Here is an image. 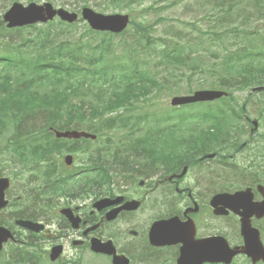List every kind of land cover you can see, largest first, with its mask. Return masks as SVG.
<instances>
[{
    "label": "flooded vegetation",
    "instance_id": "1",
    "mask_svg": "<svg viewBox=\"0 0 264 264\" xmlns=\"http://www.w3.org/2000/svg\"><path fill=\"white\" fill-rule=\"evenodd\" d=\"M66 122L67 118H48L36 132L0 141V261L11 256L18 264H112V257L92 250L93 243L111 240L128 264H177L181 243L154 247L148 244L147 230L122 232L127 226L124 219L136 215L142 226L177 217L182 223L193 222L196 240L221 236L230 248L244 246L238 214L220 207L225 214L216 215L219 207L212 200L218 194L249 189L252 200L261 201L264 173L258 168L232 187L219 175L216 158L191 155L175 168L169 165L168 176L154 183L151 157L145 166L129 167L119 157L107 161L103 141H54L50 126L57 129ZM74 143L82 148L72 149ZM137 170L144 172L139 181ZM134 200L137 209L134 204L132 209ZM63 210H70L76 221L69 222ZM250 221L264 247V217L252 216ZM123 237L140 245L132 253L119 250ZM231 264L264 262L253 263L237 253Z\"/></svg>",
    "mask_w": 264,
    "mask_h": 264
},
{
    "label": "trees",
    "instance_id": "2",
    "mask_svg": "<svg viewBox=\"0 0 264 264\" xmlns=\"http://www.w3.org/2000/svg\"><path fill=\"white\" fill-rule=\"evenodd\" d=\"M143 1L111 0L108 8L131 10L133 4L139 5ZM165 2L152 0L153 6L149 9L153 8L155 12L164 11L170 8L169 4L159 7L157 5ZM247 4L245 0H203L201 5L209 6L210 11L197 18L198 22H184L173 35L169 34L168 29L158 31L156 22L145 24L133 20L132 40L124 47L125 50L130 49L129 56L124 58L112 50L113 46L96 50L84 46L83 44L93 41L86 31L71 38L74 43L72 46L69 36L77 26L73 30V25L58 21L39 27L14 30L1 28L0 34L7 32L0 36V54L4 51L7 62H13L14 66L6 70L7 88L3 90L0 87V135L27 133L24 123L26 119L37 117V112L40 111L55 110L56 107L51 105L66 103L69 95H82L80 91L89 85L104 90L111 84V89L115 90V110H132L134 104L153 96L154 91L164 90V86H148V80L167 84V79L176 74L174 66L178 64H188L196 68L197 75L210 70L216 74L218 87L225 89L229 97L234 90L248 91L249 94L241 105L243 107L258 94L262 97H258L256 103L264 102V36L258 31L251 32L257 26L250 29L254 18L264 19V0H251L250 4L255 7L254 12H251L250 5ZM172 5L174 3L170 4ZM245 7L248 13L243 21L240 17L245 12ZM200 19L211 24V29H207L203 36H215L218 46L223 50L222 55L215 56L216 61L211 58L214 56L212 52L207 53L209 64L200 51L175 54L177 45L182 40L188 43L205 42L197 27ZM163 21L162 18L157 20ZM215 28H221L220 33H213ZM238 39H242L239 45L231 42ZM134 53L137 55H133ZM125 59L129 60L127 68L123 63ZM139 63L141 69L137 67ZM110 64L117 66L114 69L119 75L118 82L109 81V73L106 71ZM256 87L263 89L254 92ZM97 98L100 96L97 95ZM47 101L48 106H45L44 102ZM93 101L90 103L93 104ZM90 117L97 118L93 111ZM92 124V120L83 121L78 126L72 125V129L82 130L84 126ZM162 135L163 131L158 127L154 131V147L164 143ZM111 143L112 140L109 141ZM210 148L208 146L206 149Z\"/></svg>",
    "mask_w": 264,
    "mask_h": 264
},
{
    "label": "rangeland",
    "instance_id": "3",
    "mask_svg": "<svg viewBox=\"0 0 264 264\" xmlns=\"http://www.w3.org/2000/svg\"><path fill=\"white\" fill-rule=\"evenodd\" d=\"M12 1L18 2L23 6H26L28 3L33 2L35 4H41L44 2H49L51 4H53L55 7H62L65 8L66 10L69 11H77L79 10V8L83 5V4H87L86 6H89L91 9L95 10L96 12H102L104 14H115V13H122V14H129L132 16V18L145 22V23H153L156 21L157 26V30L158 31H163L168 29L169 34L173 35V33L175 32V28L180 27L181 24H183L184 22H192L197 20V18H201L202 16H204L205 14H207L210 11V7H203L201 5V3L203 2L202 0H167L164 4L162 5H167L170 3H174V6L167 8L164 11H157V12H153L150 9H147L146 11H143L141 8L138 7H134L131 10H124V11H116L114 13L109 12L110 10L107 11V7L109 5V1L110 0H0V9H7L8 7H10V5L12 4ZM14 3V2H13ZM143 7H150V1H146L145 3L142 4ZM162 18L164 21L163 22H157L158 19ZM244 14L241 15L240 19L244 20ZM198 22V21H196ZM180 24V25H179ZM210 22L208 21H204L202 22L200 19V23L198 24V29L199 30H210ZM258 25H262L261 23H258ZM172 26L173 30L169 27ZM201 27V28H200ZM260 33L262 34L264 31V27H260ZM221 30V28H215L213 29V32H219ZM129 34H132V32H130ZM101 37V36H99ZM207 42L205 41V43L201 42H195V41H191L190 43H182V45L180 46V48L178 49L180 52H186V51H191V52H196V51H200L201 49L204 50L205 53H209L211 48L214 51V53L218 56V55H222L223 54V50L222 47L218 46L217 44V40L214 37H207ZM118 40H116L117 42ZM232 42V41H231ZM237 43H241V41L237 42ZM231 49V48H230ZM234 49V47L232 48ZM207 62L209 64V61L207 59ZM210 81H206L204 82V85H198L196 82L192 83L191 86V92L192 91H198L201 93L202 97H203V101L204 98L206 96V93L204 90H209V89H205V87H207V84ZM169 85L171 87L177 88L178 89V94H174V95H168L167 93H161V94H156V98H154L153 100L150 101H145L143 100V102H140L138 105L143 106L146 108V111L151 115H158L161 114L162 111L166 108V103L169 104V101L172 97L174 96H186L187 94H189V90L188 88L185 86L184 83V79H180L179 81H171L169 82ZM212 91V90H210ZM233 98L234 101L236 103H238L239 105L240 102L242 101L243 97L245 96L244 92L241 91H237L233 93ZM153 96H149V98H151ZM253 101H257V98H255ZM153 103V104H152ZM228 104L230 106H234L232 103ZM237 107V106H235ZM184 108H188V107H184ZM184 108L181 107L179 108V110H176V113H182L184 111ZM248 117H250L251 119H256L258 116V112L262 111V115H261V121L258 119L259 125L264 127V104L262 105H258V104H254V105H250L248 107ZM187 110V109H186ZM143 111V110H142ZM141 111V112H142ZM151 124H152V120H150ZM262 122V123H261ZM163 125V124H161ZM263 130V128L261 129V131ZM253 140H255L254 142H256V138H253ZM258 140V139H257ZM259 145H261L259 143Z\"/></svg>",
    "mask_w": 264,
    "mask_h": 264
},
{
    "label": "water",
    "instance_id": "4",
    "mask_svg": "<svg viewBox=\"0 0 264 264\" xmlns=\"http://www.w3.org/2000/svg\"><path fill=\"white\" fill-rule=\"evenodd\" d=\"M56 16H58L62 21L72 23L76 16L69 14L63 10H54L50 4L36 5L34 3L29 4L24 7L21 4L14 3L10 7V9L4 14L3 20L7 22L8 28L20 27L24 25H33L36 23H46L48 21L53 20ZM83 17L87 19L90 23V26L96 30H111L114 32H119L123 30L128 23V18L126 16H102V15H94L88 10L83 11ZM211 98L219 97L218 93H211ZM184 99H177L175 103H183ZM59 137L65 138H91L94 136L84 133H65L59 134ZM226 197V196H219ZM249 198L246 197L244 200L238 202V206L241 208H246L248 205ZM247 215L243 220V229L242 234L245 236V244L248 249L246 252L256 259L263 258L264 259V251L261 249L258 236L255 240H252V232H249V222L248 216L252 214H257L258 217L264 215V202L260 204H249L247 207ZM191 231H193V226L191 224ZM156 233H163L165 240L167 243H175L179 241V238L183 235L182 224L179 222L177 218H173L171 220L162 222L159 227L155 228ZM194 232V231H193ZM248 238V239H247ZM218 241V250L215 253L216 260L218 262L229 263L234 252L230 251L227 247V244L221 238L214 239ZM197 244L198 242H186L185 247L182 248L183 257L180 264H194L193 260L198 257L197 254ZM245 252V250H243Z\"/></svg>",
    "mask_w": 264,
    "mask_h": 264
}]
</instances>
